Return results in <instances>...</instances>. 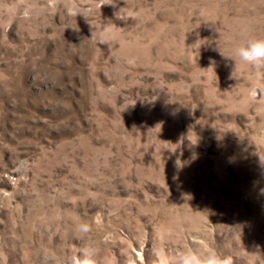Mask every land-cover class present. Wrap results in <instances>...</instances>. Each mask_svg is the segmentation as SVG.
Segmentation results:
<instances>
[{
  "label": "rangeland",
  "instance_id": "rangeland-1",
  "mask_svg": "<svg viewBox=\"0 0 264 264\" xmlns=\"http://www.w3.org/2000/svg\"><path fill=\"white\" fill-rule=\"evenodd\" d=\"M256 37L264 0H0V264H264Z\"/></svg>",
  "mask_w": 264,
  "mask_h": 264
},
{
  "label": "clouds",
  "instance_id": "clouds-1",
  "mask_svg": "<svg viewBox=\"0 0 264 264\" xmlns=\"http://www.w3.org/2000/svg\"><path fill=\"white\" fill-rule=\"evenodd\" d=\"M49 3L53 4L54 0H49ZM69 13L75 14L72 9H69ZM234 56L238 57L240 61H243L244 63L257 69L264 67V37L247 39L244 44L235 48ZM226 58L232 59V57ZM236 66L235 62V67ZM75 264H80V261H75ZM160 264H165V260L163 258L160 259ZM178 264H232V261L228 257H221L214 251H210L205 255L187 251L179 254Z\"/></svg>",
  "mask_w": 264,
  "mask_h": 264
}]
</instances>
